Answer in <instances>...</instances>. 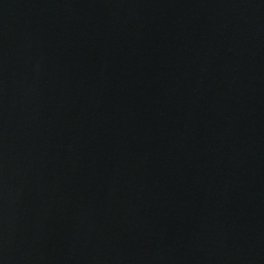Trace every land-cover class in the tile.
<instances>
[{
    "label": "water",
    "instance_id": "1",
    "mask_svg": "<svg viewBox=\"0 0 264 264\" xmlns=\"http://www.w3.org/2000/svg\"><path fill=\"white\" fill-rule=\"evenodd\" d=\"M0 264H264V0H0Z\"/></svg>",
    "mask_w": 264,
    "mask_h": 264
}]
</instances>
